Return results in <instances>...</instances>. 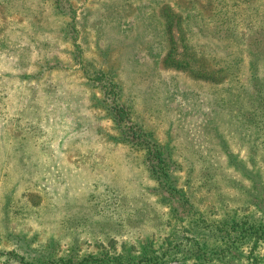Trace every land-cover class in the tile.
<instances>
[{
	"label": "rangeland",
	"instance_id": "1",
	"mask_svg": "<svg viewBox=\"0 0 264 264\" xmlns=\"http://www.w3.org/2000/svg\"><path fill=\"white\" fill-rule=\"evenodd\" d=\"M260 2V9L233 7L227 17L234 26L239 23L236 18L246 16L253 17L255 27L261 23L255 34L260 41L254 38L252 43L259 44L263 55L264 0ZM138 4L146 7L145 20H137L135 13L125 19L138 33L132 38L143 36L135 50L137 59L164 40L151 1ZM76 7L81 21L85 10L91 9L84 22L88 46L84 41L83 47L88 48L89 60L100 61L93 21L105 18L108 7L125 11L132 5L125 0H77ZM135 7L132 10L137 11ZM68 22L51 0H0V264H23L8 253L23 255L28 245L32 256L49 264H81L88 258L97 261L90 264H113L110 259L123 253L141 258L147 248L156 250L154 256H164L157 264H193L186 259V250L177 252L169 244L176 245L174 238L181 240L187 233L171 211L168 193L148 171L143 154L119 140L112 120L95 100L101 96L99 90L74 65ZM242 24L238 31L245 37L251 26ZM115 25L106 26L110 44ZM117 59L123 63L121 72L135 96L137 113L156 131L159 142L170 143L178 154L179 187L189 191L213 219L257 216L264 207V174L261 184L252 186L236 165L226 163L217 141L204 142L211 101L204 106L206 112L188 120L186 128L177 116L169 121L162 119L164 115L155 116L158 113L145 109L157 108L152 104V80L131 77L139 66L130 58ZM171 75L162 73L166 81ZM180 101L172 108L183 107L187 114ZM245 135V141L241 133L234 140L239 143L234 152L249 166L254 135ZM257 147L254 157L263 173L264 151ZM249 252L244 247L242 261L234 264L264 260V244L251 259Z\"/></svg>",
	"mask_w": 264,
	"mask_h": 264
},
{
	"label": "trees",
	"instance_id": "2",
	"mask_svg": "<svg viewBox=\"0 0 264 264\" xmlns=\"http://www.w3.org/2000/svg\"><path fill=\"white\" fill-rule=\"evenodd\" d=\"M51 1L62 15L69 18L66 34L73 45L70 53L74 65L99 90L101 96L95 98L98 106L112 120L119 140L143 154L148 171L169 195L175 219L186 226L187 234L181 240L174 238L176 245L173 242L169 244L177 252L186 250V259L194 261L193 264H234L235 260L240 263L244 247H249L250 259L253 258L260 245L264 244V207L259 212L260 217L259 214H252L213 219L198 206L189 191L179 187L175 177L178 154L170 143L159 142L156 131L145 124L142 114L137 113L135 96L125 85L120 67L123 63L120 60L119 63L117 58H130L139 66V70L131 74V77L143 76L144 79L152 80V104L157 105V108L146 106L145 109L158 113L153 116L164 115L162 119L167 121L171 120V116H177L179 125L186 128L188 120L206 112L204 106L211 101L212 108L209 107L208 119L203 126L206 135L204 142L217 141L226 163L232 167L236 165L235 170L252 181V186L257 187L264 174V171L260 173L261 166H258L254 157L257 155V145L264 151V54L259 44L255 41L252 43V40L262 27L261 23L255 27L252 16H246L244 20L236 18L240 24L244 22L245 26H251L248 29L249 35L244 37L238 31L239 23L234 26L227 15L233 7L260 9V0H150L156 28L163 32L164 40L149 46L146 55L139 59L135 50L138 45H142L143 36L132 38L138 33L134 24L125 19L135 13L137 20H145L146 7L143 4L139 6L140 0H125L132 8L136 5L135 10L139 13L132 8H124L123 11L108 7L107 12L110 13L105 18L93 21L98 38L96 56L100 61L89 60L87 57V32L84 29L88 28V24L84 22L88 20L89 15H86L91 9L85 10V17L81 21L76 7L77 0ZM109 22L116 24L111 44L105 37ZM158 35L161 36L160 33ZM258 39L255 38L259 42ZM84 41L86 48L83 47ZM165 71L172 73L168 81L162 77ZM245 77L247 82L244 81ZM246 99L249 101L245 104ZM177 100L184 103L187 114L183 113V107L172 108L171 105ZM246 132L254 135V144L249 146V166L244 161H238L234 152L239 145L234 140L241 133L240 139L245 141ZM262 162L264 168V159ZM255 170L258 176L254 174ZM150 249L147 248L141 258L123 253L110 261L113 264H117V261L118 264H157L160 259H164L162 255L154 256L156 250L150 252ZM22 250L23 255L20 252L8 254L20 259L23 264H49L42 263L40 257L32 256L29 245ZM91 262L97 261L88 258L81 264ZM247 264H264V260L248 261Z\"/></svg>",
	"mask_w": 264,
	"mask_h": 264
}]
</instances>
